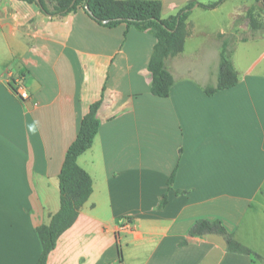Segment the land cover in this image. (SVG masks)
I'll return each instance as SVG.
<instances>
[{
  "label": "crops",
  "instance_id": "crops-1",
  "mask_svg": "<svg viewBox=\"0 0 264 264\" xmlns=\"http://www.w3.org/2000/svg\"><path fill=\"white\" fill-rule=\"evenodd\" d=\"M160 1L168 18L216 0ZM250 11L248 0L197 4L184 51L166 59L174 85L160 97L150 89L153 34L102 25L83 8L51 17L0 0V264L37 263V227L60 208L66 152L100 99L98 134L78 157L93 191L48 264H264L229 251L222 235L189 234L198 219H219L264 257V29L237 44L238 84L205 92L217 84L215 39L248 28ZM198 31L206 38L189 48Z\"/></svg>",
  "mask_w": 264,
  "mask_h": 264
},
{
  "label": "trees",
  "instance_id": "trees-1",
  "mask_svg": "<svg viewBox=\"0 0 264 264\" xmlns=\"http://www.w3.org/2000/svg\"><path fill=\"white\" fill-rule=\"evenodd\" d=\"M35 3L40 10L51 17L64 16L83 8L98 23L116 27L127 23L140 31H147L157 39L152 54L149 70L152 75L151 92L160 97H168L175 78L166 66V58L182 52L188 35L187 20L194 7L198 4L205 9H214L226 0H216L210 4L197 1L188 3L178 13L162 18V2L160 0H22ZM262 4L264 14V0H256ZM250 28H260L262 23L250 11ZM239 82V72L234 67L225 49L220 53L217 84L206 87L205 92L213 95L216 92L236 86ZM102 99L91 104L89 111L81 121L79 132L68 147L62 165L60 182V208L47 224L37 227L42 250L36 264H48V257L55 248L58 238L76 221L80 208L89 199L93 191L91 175L78 164V157L93 144L100 128L97 116ZM170 181V184H172ZM166 202L164 195L161 206ZM219 234L224 237L227 248L231 252L251 255L254 259L264 262V257L238 242L227 230L221 220L198 219L189 230L191 236ZM187 240L180 244L184 245Z\"/></svg>",
  "mask_w": 264,
  "mask_h": 264
},
{
  "label": "rangeland",
  "instance_id": "rangeland-1",
  "mask_svg": "<svg viewBox=\"0 0 264 264\" xmlns=\"http://www.w3.org/2000/svg\"><path fill=\"white\" fill-rule=\"evenodd\" d=\"M249 3H252V10L254 15L257 17V19L259 20L260 23H262V26L260 28H255L252 29L250 27L246 28L243 22H239L238 24V28H234L232 29V31L230 32L228 37H224V38H219V39H215V41H217V45L220 47L221 50L225 49V51L227 52L229 58L232 60V56L234 54V52L236 51L237 48V44L238 42H242V41H248V40H253L252 36L256 35L257 33H259L262 29H264V14L262 12V4L259 1L256 0H248ZM221 15V14H220ZM219 15V17H220ZM210 21L212 20L211 18H208ZM248 19L250 20V18L248 17ZM216 20L212 21L211 23H214ZM251 23V20H250ZM237 24V23H235ZM188 29V27H187ZM198 34L196 35V37L193 39V41L188 45L189 48L193 47L196 44V41H202L204 38H206V33L205 32H197ZM242 35H245L244 37H242ZM187 39V37H186ZM186 43V40H185ZM185 47V45H184ZM196 47V46H194ZM184 51V49H183ZM182 51V52H183ZM182 52H178L174 55H170L167 58L171 57H177L180 53ZM251 56H257L259 57V53L258 52H253V50L250 53ZM166 58V59H167ZM194 60H196V62H194L195 64H200L201 62L197 61L196 58H200V55H195L194 56Z\"/></svg>",
  "mask_w": 264,
  "mask_h": 264
},
{
  "label": "built area",
  "instance_id": "built-area-1",
  "mask_svg": "<svg viewBox=\"0 0 264 264\" xmlns=\"http://www.w3.org/2000/svg\"><path fill=\"white\" fill-rule=\"evenodd\" d=\"M9 74L11 75V73H9ZM13 89H14L15 93L23 100H26L30 97L28 90H26L24 88V86L22 84H20L19 82L15 81V83L13 84Z\"/></svg>",
  "mask_w": 264,
  "mask_h": 264
},
{
  "label": "water",
  "instance_id": "water-1",
  "mask_svg": "<svg viewBox=\"0 0 264 264\" xmlns=\"http://www.w3.org/2000/svg\"><path fill=\"white\" fill-rule=\"evenodd\" d=\"M38 3L40 2V0H36Z\"/></svg>",
  "mask_w": 264,
  "mask_h": 264
}]
</instances>
